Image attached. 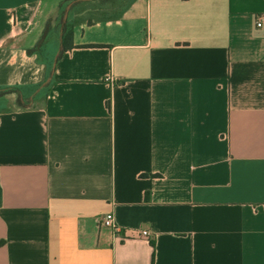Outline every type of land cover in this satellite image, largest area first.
I'll list each match as a JSON object with an SVG mask.
<instances>
[{"label": "crops", "instance_id": "1", "mask_svg": "<svg viewBox=\"0 0 264 264\" xmlns=\"http://www.w3.org/2000/svg\"><path fill=\"white\" fill-rule=\"evenodd\" d=\"M62 1L0 0V86L55 59L0 112V264H264V0L80 14L56 59Z\"/></svg>", "mask_w": 264, "mask_h": 264}, {"label": "trees", "instance_id": "2", "mask_svg": "<svg viewBox=\"0 0 264 264\" xmlns=\"http://www.w3.org/2000/svg\"><path fill=\"white\" fill-rule=\"evenodd\" d=\"M120 16H121V12L111 17L118 18ZM78 21H80V18L71 20L70 16L67 17L63 16L61 19H59L58 26L60 27V29H62V33H63L62 49L59 52V55L56 59H58L64 51L73 47V26L75 22ZM48 26L49 24H47L46 26L47 29ZM36 48L37 46H34L33 48H28L27 49L28 54L32 55L36 53L37 50ZM54 61L55 59L46 63L48 66L47 78L42 83H37L32 85L16 84V85L0 86V112L8 110L5 104L7 101L6 95L11 93H17L18 95L17 104L19 105V108H26L35 104L39 100H45L48 96V93L52 85L55 83L54 78L52 76Z\"/></svg>", "mask_w": 264, "mask_h": 264}, {"label": "rangeland", "instance_id": "3", "mask_svg": "<svg viewBox=\"0 0 264 264\" xmlns=\"http://www.w3.org/2000/svg\"><path fill=\"white\" fill-rule=\"evenodd\" d=\"M131 0H63L60 4L58 14L51 20L58 26L59 19L70 16L73 20L81 16L87 19L107 18L118 14ZM59 27V26H58ZM7 109H17L16 96H10L6 101Z\"/></svg>", "mask_w": 264, "mask_h": 264}, {"label": "built area", "instance_id": "4", "mask_svg": "<svg viewBox=\"0 0 264 264\" xmlns=\"http://www.w3.org/2000/svg\"><path fill=\"white\" fill-rule=\"evenodd\" d=\"M262 24H263V18H260L259 21L257 22V26L261 27ZM101 225L113 228L115 230L118 228L116 221H115V218H114V215L112 213H108L102 218ZM141 235L143 237H148L150 235V232L147 229H142Z\"/></svg>", "mask_w": 264, "mask_h": 264}]
</instances>
